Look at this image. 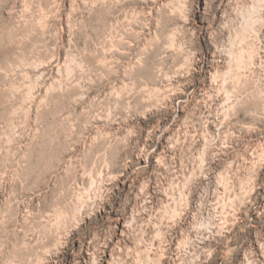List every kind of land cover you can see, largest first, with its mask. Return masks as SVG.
Returning <instances> with one entry per match:
<instances>
[{"label":"clouds","instance_id":"1","mask_svg":"<svg viewBox=\"0 0 264 264\" xmlns=\"http://www.w3.org/2000/svg\"><path fill=\"white\" fill-rule=\"evenodd\" d=\"M0 264H264V0H0Z\"/></svg>","mask_w":264,"mask_h":264}]
</instances>
